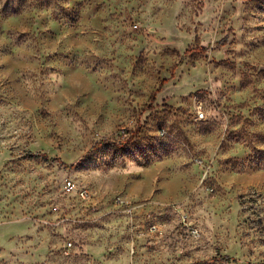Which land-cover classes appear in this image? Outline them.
<instances>
[{"label":"rangeland","instance_id":"374dc122","mask_svg":"<svg viewBox=\"0 0 264 264\" xmlns=\"http://www.w3.org/2000/svg\"><path fill=\"white\" fill-rule=\"evenodd\" d=\"M0 264H264V0H0Z\"/></svg>","mask_w":264,"mask_h":264},{"label":"built area","instance_id":"2783aa9c","mask_svg":"<svg viewBox=\"0 0 264 264\" xmlns=\"http://www.w3.org/2000/svg\"><path fill=\"white\" fill-rule=\"evenodd\" d=\"M196 113H197L198 119L203 118L204 113L201 111L200 107H198L196 109ZM61 185H62L63 192L66 194L73 195V196H75L79 199H82L84 201L89 200L91 198V193L86 187L77 185L70 178H67V177L64 178ZM114 201H115V203L126 204V206H128L127 204H129V201H125L121 197H116ZM128 208L132 209V207H129V206H128ZM177 212L179 215L180 222L183 226V229H185V231L190 236L198 237L199 236V230L189 221L187 213L183 209H179ZM148 231L151 234H154L158 237H161L164 233L163 228L159 224H157L153 221L148 223ZM69 246H70V244H69ZM129 250H130L131 254H133L135 252L134 245H132Z\"/></svg>","mask_w":264,"mask_h":264},{"label":"trees","instance_id":"16d2710c","mask_svg":"<svg viewBox=\"0 0 264 264\" xmlns=\"http://www.w3.org/2000/svg\"><path fill=\"white\" fill-rule=\"evenodd\" d=\"M37 156H41L42 158L44 159H48L50 157H48L45 153H42V152H39V153H36Z\"/></svg>","mask_w":264,"mask_h":264}]
</instances>
